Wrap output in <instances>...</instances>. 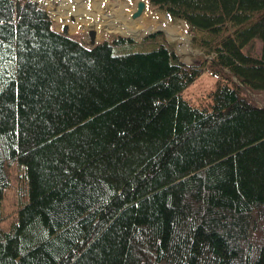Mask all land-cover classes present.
I'll list each match as a JSON object with an SVG mask.
<instances>
[{"label": "trees", "instance_id": "trees-1", "mask_svg": "<svg viewBox=\"0 0 264 264\" xmlns=\"http://www.w3.org/2000/svg\"><path fill=\"white\" fill-rule=\"evenodd\" d=\"M148 1L212 56L163 31L90 46L0 0V264H264V0Z\"/></svg>", "mask_w": 264, "mask_h": 264}, {"label": "rangeland", "instance_id": "rangeland-1", "mask_svg": "<svg viewBox=\"0 0 264 264\" xmlns=\"http://www.w3.org/2000/svg\"><path fill=\"white\" fill-rule=\"evenodd\" d=\"M90 1L81 0V4L84 2L81 8H79V5L77 6L75 0H42L41 2L48 13L51 14L56 29L62 30L63 23H68L69 34L82 41L85 40L86 43L90 42L88 33L90 28L96 29L98 41H110L117 36H126L135 39L137 42L160 28L163 30L165 37L176 44L178 53L188 63L200 62L203 60L204 55L209 58L212 56L193 42L192 31L183 20L175 19L164 12L158 11L148 0L147 9L137 18L132 17V12L135 10L138 0ZM78 11L83 13H76ZM128 29L130 32H128ZM136 48H140V46L135 45L126 49L133 50ZM117 49L124 48L117 46ZM216 80L215 75L205 70L187 86L183 95L189 100L198 102L201 96L215 86ZM244 93L255 104L264 106V90H251L245 87ZM18 175L16 169H13L12 185L5 192L2 203L4 213L3 219L0 220L2 229H9L17 219L20 203Z\"/></svg>", "mask_w": 264, "mask_h": 264}, {"label": "water", "instance_id": "water-1", "mask_svg": "<svg viewBox=\"0 0 264 264\" xmlns=\"http://www.w3.org/2000/svg\"><path fill=\"white\" fill-rule=\"evenodd\" d=\"M147 9V1L146 0H138L137 5L135 10L132 12V17L133 18H137L139 16H141L145 10ZM69 24L65 23L63 26V33H68L69 32ZM160 30V28L158 29ZM96 29L95 28H90L89 29V34H90V43L92 45H94L97 42V38H96Z\"/></svg>", "mask_w": 264, "mask_h": 264}, {"label": "bare ground", "instance_id": "bare-ground-1", "mask_svg": "<svg viewBox=\"0 0 264 264\" xmlns=\"http://www.w3.org/2000/svg\"><path fill=\"white\" fill-rule=\"evenodd\" d=\"M64 1V0H63ZM76 1V4H77V6L79 5V8H81L83 5H84V2L81 4V0H75ZM88 1V0H87ZM91 5V4H90ZM95 5V4H94ZM80 12V14H82L83 12H81V11H78V12H76V13H79ZM128 32H130V30L128 29Z\"/></svg>", "mask_w": 264, "mask_h": 264}]
</instances>
